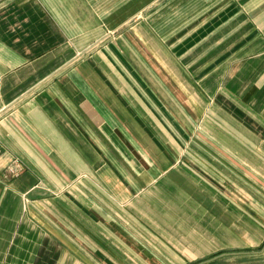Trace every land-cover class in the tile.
<instances>
[{"label":"crops","instance_id":"1","mask_svg":"<svg viewBox=\"0 0 264 264\" xmlns=\"http://www.w3.org/2000/svg\"><path fill=\"white\" fill-rule=\"evenodd\" d=\"M192 261L264 264V0H0V264Z\"/></svg>","mask_w":264,"mask_h":264},{"label":"rangeland","instance_id":"2","mask_svg":"<svg viewBox=\"0 0 264 264\" xmlns=\"http://www.w3.org/2000/svg\"><path fill=\"white\" fill-rule=\"evenodd\" d=\"M196 126V131L199 129V125L195 124L194 127ZM201 130V129H200ZM200 130H198L196 133L194 132L192 135H190V138L186 140L185 145H181V153H184V158L181 161V165L182 163H185L186 166H188L189 168L188 170L194 171L193 168L190 167H195L196 164L200 165V163H198V161H200V159H204L207 163V167H210V156H211V141L209 139H203L201 138L200 135ZM199 137V138H198ZM201 138V139H200ZM172 155H176V152L173 150L172 148ZM174 156H172V158L174 159ZM196 168V167H195ZM208 176H210L211 174V170L208 169ZM189 175V172H187ZM193 178V177H192ZM177 254L181 255L180 252H176ZM164 258H166L167 256L164 255ZM194 264V262H187V264Z\"/></svg>","mask_w":264,"mask_h":264}]
</instances>
